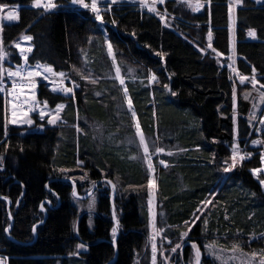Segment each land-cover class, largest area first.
Here are the masks:
<instances>
[{
	"label": "trees",
	"instance_id": "1",
	"mask_svg": "<svg viewBox=\"0 0 264 264\" xmlns=\"http://www.w3.org/2000/svg\"><path fill=\"white\" fill-rule=\"evenodd\" d=\"M121 1L109 11L105 0L107 8L101 14L107 37L120 58L139 66L146 76L154 73L157 80L153 85L127 84L138 123L144 134H157L165 143L177 142L183 150L176 159H169V166L158 169L160 207L167 216L166 223L181 228L185 221L191 223L194 213L199 215L190 237L197 236L199 248L215 230L231 235L241 231L247 241L253 231L264 230V184L260 183L264 180V144L252 143L264 141V124L260 123L264 119V3L242 0L236 10V67L244 76H252L255 67L260 84L253 88L251 83L236 85L229 67L219 65L214 56L201 52L197 45L208 43L211 30L212 47L223 55L230 54L231 0H197L204 3L198 12L185 10L177 0H166L167 11L178 16L177 28L165 26L158 15L137 4ZM32 3L0 0V4L19 6L18 21L2 24L0 19V39L8 54L5 67L15 70L24 64L15 47L20 44L32 48L27 53L28 65H50L57 72L68 73L69 80L79 79L74 69L81 70L82 54L100 32L94 13L71 5L70 0H54L58 7L49 12L32 7ZM249 29L256 30V38L248 36ZM23 36L33 39L24 41ZM101 57L102 51L91 49L89 67L94 70ZM85 69L88 73V67ZM36 78L34 91L28 84L18 86V98L13 97L10 87L11 109L0 92V259H6L5 264H135L137 254L146 250L149 218L135 188L146 183L147 172L135 146L121 139L126 131L134 135L132 126L127 130L113 122L116 107L98 92L103 87L100 82L89 87L81 79L72 99L52 92L49 82ZM65 84L71 86L70 82ZM233 87L237 94V129ZM33 95L41 106L47 101L49 110L56 104L66 105L61 112L63 124L50 126L47 117L41 121L37 107L29 112L34 121L31 128L9 123L6 136L5 117L9 120L12 105L28 111ZM78 116L101 123L105 128L103 139L95 137L90 126L78 122ZM77 122L80 132L74 126ZM236 140L245 159H238L236 166L225 173L223 169L232 163ZM78 162L86 169L87 179L97 182L105 177L126 186V192L116 196L114 202L119 225L116 244L108 183L97 188L106 185L93 215L79 212L72 201L73 187L64 176ZM254 169L261 171L254 174ZM80 184L77 182L78 193L83 194L87 185ZM207 218L209 224L205 226ZM263 241L264 237L247 241L246 247L260 249ZM78 244L85 247L78 249ZM184 256L187 260L191 256L188 245ZM206 262L215 264L209 259Z\"/></svg>",
	"mask_w": 264,
	"mask_h": 264
},
{
	"label": "rangeland",
	"instance_id": "2",
	"mask_svg": "<svg viewBox=\"0 0 264 264\" xmlns=\"http://www.w3.org/2000/svg\"><path fill=\"white\" fill-rule=\"evenodd\" d=\"M254 1L258 4L264 3V0H254ZM86 2L90 3L91 0H86ZM107 2L110 3L111 0H107ZM123 2L124 1H121V0L118 1L117 0V3H115V4L120 5ZM127 2L137 4L140 7H142V9H146V10L152 12L153 14L158 15L157 13H159V15H158L159 17L161 15L165 16L166 23L164 21H162L164 23V25L167 27L177 28L176 24H178V19H177L178 16L170 14L167 11L166 7L164 6L166 0H164L163 3H160L159 0H145L143 6L141 5L140 0H127ZM177 2L179 4H181V6H183V8H185V10L192 9L191 7L188 6L187 3H185V0H177ZM197 2L201 5V7L199 8V10H195L194 12L201 11V9L204 5L203 2H200L197 0H192L193 4H196ZM104 4L106 5L105 2L102 4L98 0V6L102 10L101 13L103 12V10H105L107 8L104 6ZM231 4H232L233 11H232V20H231V27L232 28L230 30V54L229 55H223L218 51H216V53H213L211 49L207 48V45H208L207 42H204L203 45H200V44H197V45L199 46L198 48H200V50L204 49L205 53L211 54L212 56H214L217 59V62L219 63V65H221V66L224 65V66L228 67V64L230 62H232L233 66L237 69V67H236V54L234 53V51H235V33L234 32L235 31L233 29L234 28L233 23L236 20V14H235L236 10L241 5V3L239 5H237L235 3V0H231ZM153 7H155L156 11H151V9ZM12 9H16L18 11L19 6H8L7 10H12ZM7 10L4 13H0V19H1L2 24H4L5 22H8V21L3 19V17L6 16ZM98 25L100 28V32L96 33L97 35L92 37L91 43H90V48L88 50H86L84 54H82L83 56H82L81 73L85 76H89L90 79L89 80L82 79V80L84 81V85L85 86L89 85V87L95 86L97 84V83L91 82V80H93V79L96 82H100V84H103V87H100L98 92L103 94L104 97H106L109 100L110 104L113 107H116V113H115L116 118L114 117L116 119V122L115 121H113V122L118 123L120 126L126 127L127 130H128V128H130V126H132V128L134 130V135H132V133H130V131H126L125 134H123V137L121 139L124 138V141L128 142L130 147L135 146L134 148H136V151L138 152L137 158L143 163L145 170L147 172L146 183L143 186L135 187L136 190L139 192L140 197L142 198V200L144 201V203L146 205V208L148 210V218H149L148 224L146 226V229L148 231L146 250H144L141 254H137L135 264H152V243L153 242L156 244V247H157L156 264H194V250L192 249L191 245H192V243H196L195 241H197V236L194 239H190V237H191V231H190L189 235L187 237H184L182 240L181 239V233L188 231L189 230L188 226L184 225L181 228H178V227L171 228V226H169L166 223V217L167 216H166L165 212L163 210H161L162 207H160L162 202H161V199L159 197V190H158V184H157L158 174H159L158 169L160 167L169 166L170 165L169 162L171 161L169 159H172V160L176 159L177 156L179 154H181V152H183V150L178 148L177 142H175V143L166 142L165 143L162 141V138L158 137L157 134H154V135L144 134L145 138L149 144L150 153H153L152 157H151V161H152V165H153L154 170L150 171L148 169V162L143 157V149L139 146V137L135 135V133H136L135 124L138 122L137 116H136V119L134 120L132 117V111H130L127 107V103H126L124 95H123V87L124 86H121L119 83V80L116 79V71H115V66L112 63V57H110L107 53V45L105 43V40H109V39L107 37V31L105 28V23L101 24L100 22H98ZM91 49L103 52V57H101L99 59L97 66L94 68V70L89 67V63H88L89 61H91V60H89V55H90ZM113 50L115 53L117 65L121 69V76L125 80V86L126 87H127V84L129 82L135 83L137 86H143V85L145 86L146 84L147 85H153V84L157 83V80H155L154 82L149 81V77L152 74H148V76H146L144 73V70H142L139 66L128 62L123 57L120 58L117 55L114 48H113ZM229 57H231V61H229ZM7 59H8V55L2 63V66L5 69H8L4 65V63L6 62ZM86 67H88V69H89L88 73H84L86 71V69H85ZM129 68L134 69V72L129 73V71H128ZM239 74L242 75L240 72H239ZM232 75L234 77L236 85H241L240 80H239V76L234 72H232ZM133 76L135 78H133ZM76 77L79 79H74V81H76V83L79 84V87H80L81 86L80 82H82L81 75L76 74ZM247 77L251 78V76H247ZM256 79L259 81L257 75H256ZM36 80H37V78H36ZM72 81L73 80H66L65 83L70 82V85H71L70 87H72L73 86ZM17 82H18V86L21 85L19 78H17ZM245 83H250V81L246 80L244 82V84ZM4 84L6 86V89H5V91H2V92L4 94V98L6 100V103H8V108L11 109L10 87L12 85H11V81L7 79V76H5ZM258 84H260V83H258ZM78 88H75V90ZM127 89H128V87H127ZM128 94H129V97L131 98L130 93H129V89H128ZM132 110H134L133 107H132ZM61 112H60V117H61ZM10 116H11V113L9 111V120H11ZM78 117H79L78 122L81 120L83 122V124L86 125V127L89 128V126H90V128L93 130L95 137H98L99 139H103L105 128L102 125H100L101 123L99 124L95 121L91 122L88 118H86V116H78ZM115 119H113V120H115ZM62 122H63V119L61 118L55 125H50V126H57L59 124H63ZM78 122L75 123L74 126H75L76 130L78 132H80L82 130H81ZM234 126L237 129V94H236L235 107H234ZM236 138H237V136H236ZM154 141H155V143H153ZM234 144H238L237 140L235 141ZM173 145H175V146H173ZM156 147L163 148L164 152L156 153L155 152ZM133 152H135V151L133 150ZM168 152H171L172 155H167ZM238 155H245V153H243V151L241 150L240 147H239ZM161 160H163L165 163L161 164L160 163ZM82 166H83L82 163H80L76 168L66 171L65 176H64V177L67 176V177L75 178L76 184H77V182H79V183L81 182L80 185H87V187H84L85 188L84 193L83 194L79 193L80 195L86 194L93 187L92 181L87 179V175L85 176V174H87L86 169ZM81 177H84V178L81 179ZM149 180L154 181V186L151 188L149 187ZM115 184H116V196H122L126 192V189H125L126 186L123 187V182L122 183L117 182ZM105 187H106V185H102V187H100L101 188L100 190H96V192H94L92 194V196H94V198H95V207L89 213L90 216L93 215L92 212L96 209L97 201L99 198V193L104 192L103 190L105 189ZM77 192H78V188H77ZM150 198L152 200L151 209L155 213V229L156 230H160V229L163 230V231H158L155 234V240L154 241L152 239V236L154 234V230L151 227L152 217L150 214V206H149V199ZM72 201H73L74 205L76 206V208L78 209L79 212H89V210H88L89 197L86 199H82L80 197L74 196ZM209 203H207V205H209ZM205 221L207 222L206 224H205ZM205 221H204V224H205V226H207V224H209L208 218L205 219ZM189 224H191V223H189ZM193 225H191V228L193 227ZM225 232L226 231L223 232L221 230H215L213 233H211L212 235H210L212 238L203 242L202 248H199L200 251H202L204 254V257H203L201 264H207L206 260H208V259L212 260L215 264H259L260 259L262 257H264V245L260 249L259 248H256V249L248 248L246 246H247L248 242H250V241H256L257 239H263L264 230H262L260 232L259 231H253L252 234H250L249 239H247L248 242L242 238V237H244V235L241 231L236 232L235 235H231L230 233H227V232L225 233ZM169 241H171V244H169ZM177 243L182 244V247L180 249H177L176 252H172L171 249L173 247H175V245ZM263 243H264V241H263ZM187 245L190 246V248H191V256L188 260L185 259V256H184V248ZM206 245H212L213 246V252L212 253H210L206 249V247H205ZM252 253L257 254L256 257L254 258V260L252 258ZM217 257H219V259ZM1 259H3V258H1ZM3 260H4V264H5L6 259H3Z\"/></svg>",
	"mask_w": 264,
	"mask_h": 264
},
{
	"label": "snow or ice",
	"instance_id": "3",
	"mask_svg": "<svg viewBox=\"0 0 264 264\" xmlns=\"http://www.w3.org/2000/svg\"><path fill=\"white\" fill-rule=\"evenodd\" d=\"M70 2H71V5H73V6H79L83 9H89L92 13H94L96 21L100 22L101 24L104 23L103 16L101 14L102 10L98 6V0H91L90 3L86 2V0H70ZM99 2L104 3L105 0H99ZM140 2H141V5L143 6L145 0H140ZM159 2L163 3L164 0H159ZM241 2H242V0H235V3L237 5H239ZM115 3H117V0H111V2L108 4L107 10L110 11L112 5ZM185 3H187L188 6L191 7L194 11L199 10V8L201 7V5L198 2L196 4H193L192 0H185ZM31 6L34 8H37V9L43 8L46 12L55 10L58 7V5L56 3H54V0H33V3ZM7 9H8L7 5L0 4V13H4ZM151 11H156L155 7H153L151 9ZM232 11H233L232 4L230 3L229 4L230 30H231ZM157 14L159 15V13H157ZM3 19L8 21V22L18 21L19 20L18 11L16 9L7 10L6 16H4ZM160 19H161V21H164L166 23L165 16L161 15ZM112 23L115 25L116 21L113 20ZM0 31H2V27H0ZM256 35L257 34H256L255 29H249L248 30V36L249 37L256 38ZM32 39L33 38L31 36H23L22 37V40H24V41L30 42ZM105 43L107 45V53L110 57H112V63L115 66L116 79L119 80V83L121 86H124L123 87V95H124L125 101L127 103V107L130 111H132V117L135 120L136 119V113L134 110H132V107H133L132 100L129 97L128 89L125 86V80L121 76V69L117 65L115 53L113 50V45H112L110 40H105ZM15 47L20 50V55L24 59V64L16 66L15 70L5 69L2 66V63L8 54L4 51L3 42H2V39H0V92L5 91V89H6V86L4 84L5 76H7V79L11 81V85H12L11 94L13 95L14 98H18V94L16 91L18 88L17 78H19L21 85L28 84L30 86V90L34 91L35 88L37 87L36 77H42V79L44 81L49 82V84L51 85V91L52 92L62 93L63 95L69 96L72 99L75 98V88H78L79 84H77L76 81L73 80L72 81L73 86L72 87L67 86L65 84V81L70 79V76L68 73L63 72V71L57 72L53 69L52 66L43 65L40 63H37L34 67L30 66L27 64V59H28L27 53H30L32 51V48L31 47L23 48V47H21L20 44H16ZM207 48L211 49L213 53H216V50L214 48H212V31L211 30H209V32H208ZM204 51H205L204 49H201V52H204ZM229 61H231V57H229ZM228 67L232 72L236 73L239 76V80H240L241 84H244V82L246 80H249L250 83L252 84L253 88H255V86L259 83V81L256 79L255 67L252 68L253 74H252L251 78L244 76V75H240L238 70L233 66L232 62H230L228 64ZM74 71L77 74L81 75V79H84V80L90 79L89 76L83 75L81 73L80 69H74ZM128 71H129V73H133L134 69L129 68ZM133 78H135V77L133 76ZM229 79H232V77L230 76ZM155 80H156V76L153 73L149 77V81L154 82ZM91 82L96 83V81L94 79L91 80ZM261 87L264 88V85H261ZM22 93H23V87H20V94H22ZM97 95H99V93H97ZM172 95L175 96L176 93H172ZM261 96L264 97V93H261ZM235 99H236V89H235V87H233L234 107H235ZM245 99H247V95L245 96ZM27 100H28V98L25 97V102H27ZM31 101H32V103H31V105H29L28 111H20L17 104H15V103L12 105V113H11L12 118H11V120H8L7 116L5 117L4 129H5V135L6 136H7V129H8L9 123L12 125H27V126H29V128H31L34 121L31 119L29 112L36 111L37 107H39V118H40V120L43 121L47 117V123L49 125H55L61 119L60 112L66 107V105H64V104H56L54 110H49L48 109V102L44 101L43 105L41 106L39 104V102L36 100L34 95L31 97ZM18 116H23V119H19ZM254 118H255L254 116L252 118H250L249 123H251L252 119H254ZM260 123L264 124V119H261ZM43 127H44V125L41 124L40 129H43ZM135 129H136L135 135L139 137V146L143 149V157L148 162V169L150 171H153L154 169H153V165H152V161H151V157H152L153 153H150L149 144H148V142L145 138V135L141 130L140 124L138 122L135 124ZM153 143H155V141ZM252 143L254 145L255 144H264V141L253 140ZM155 152L156 153H162V152H164V149L161 147H156ZM238 153H239L238 144H233L232 145V158H231L232 163L223 169V171L225 173L231 171L232 168H234L236 166L238 159L240 161H243L245 159L244 155H238ZM167 155H172V153L168 152ZM133 158H135V157H133ZM261 158H262V160H264V154H262ZM2 160H3V158L0 157V167H2ZM78 163H80V162H78ZM160 163L164 164L165 162L163 160H161ZM225 164L227 165L228 162L225 161ZM60 171H61V173H65L66 170L61 169ZM260 171H261L260 169H254L253 173L256 174ZM86 175L87 174H85V176ZM66 178L72 181L73 196H77V193L75 191V184H76L75 178L67 177V176H66ZM83 178L84 177H81V179H83ZM105 182L108 184H111L113 190H115L116 186H115V184L112 183L111 180H106ZM260 183L264 184V180H261ZM92 185L94 188L96 185V181H92ZM153 186H154V181L149 180V187L151 188ZM88 196H89L88 210H89V212H91L93 210V208L95 207V198H94V196H92L91 190H89ZM202 203L206 205L209 202H202ZM149 206H150V214L152 217L151 227L154 230V234L152 236V239L154 241L155 240V234L158 231H163V230L162 229H160V230L155 229V213L151 209V206H152L151 198L149 199ZM41 209L43 210V204H41ZM197 211H201V209H197ZM193 215H194V219L191 221V224H189L188 221H185V224L188 226L189 230L181 233V239L182 240L184 237H187L189 235V232L191 231V225L195 224L196 221L200 219V217L197 216L195 213ZM9 216H11V213H9ZM113 219H115V210H113ZM206 223L207 222L205 221V224ZM10 227H11V225H9V227L6 228L5 231H8L10 229ZM32 230H33V232L36 231L35 226H33ZM117 230H118V221H117V226H114L112 228L113 242H115ZM169 244H171V241H169ZM84 247H85V245H83V244L77 245L78 249H82ZM181 247H182V244L177 243L175 245V247H173L171 249V251L176 252L177 249H180ZM191 247L194 250V264H201V252H200L199 246L196 243H192ZM205 247L210 253L213 252V246L212 245H206ZM156 253H157V247H156V244L153 242L152 243V264H156ZM256 255H257L256 253H252L253 260L256 257ZM217 258L219 259V257H217ZM0 264H4L3 259H0ZM259 264H264V257H262L260 259Z\"/></svg>",
	"mask_w": 264,
	"mask_h": 264
},
{
	"label": "water",
	"instance_id": "4",
	"mask_svg": "<svg viewBox=\"0 0 264 264\" xmlns=\"http://www.w3.org/2000/svg\"><path fill=\"white\" fill-rule=\"evenodd\" d=\"M66 180L72 184V181H71V180H69V179H67V178H66ZM106 180H111V179H109V178H105V177L99 179V180L96 182L95 187H94V188H93V187L91 188V193L93 194V193L97 190V188L99 187V185H100L101 183L105 182ZM111 181H112V180H111ZM112 183L115 184L113 181H112ZM109 186H110V188H111V197H110V199H111L112 207H113V210H114V202H115V197H116V187H115V190H113L112 185L109 184ZM115 186H116V184H115ZM75 191H76V193H77V197H80V198H82V199H86V198L89 197V196H88V192H89V191H88L86 194H84V195H80V194H78V192H77V184H75ZM8 201H9V204H8V210L10 211L11 201H10V200H8ZM112 213H113V211H112ZM45 214L47 215V211H46V210H45ZM114 222H115V224H116L115 226H117V219H116V217H115V219H114ZM9 231H10V229L7 231V233H9ZM118 233H119V225H118V230H117L116 235H118ZM115 244H116V239H115ZM200 252H201V262H202L203 257H204V254H203L202 251H200Z\"/></svg>",
	"mask_w": 264,
	"mask_h": 264
},
{
	"label": "crops",
	"instance_id": "5",
	"mask_svg": "<svg viewBox=\"0 0 264 264\" xmlns=\"http://www.w3.org/2000/svg\"><path fill=\"white\" fill-rule=\"evenodd\" d=\"M235 14H236V13H235ZM233 25H234V26H233V27H234L233 29H234V31H235V32H234V33H235V51H234V53L236 54V20H235V22L233 23ZM231 28H232V27H231Z\"/></svg>",
	"mask_w": 264,
	"mask_h": 264
}]
</instances>
